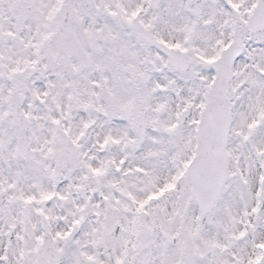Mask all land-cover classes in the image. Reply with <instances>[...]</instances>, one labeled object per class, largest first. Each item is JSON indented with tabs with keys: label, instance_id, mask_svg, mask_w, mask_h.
Masks as SVG:
<instances>
[{
	"label": "snow or ice",
	"instance_id": "6c2138e0",
	"mask_svg": "<svg viewBox=\"0 0 264 264\" xmlns=\"http://www.w3.org/2000/svg\"><path fill=\"white\" fill-rule=\"evenodd\" d=\"M0 264H264V0H0Z\"/></svg>",
	"mask_w": 264,
	"mask_h": 264
}]
</instances>
